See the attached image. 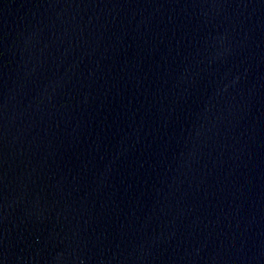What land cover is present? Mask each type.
I'll return each instance as SVG.
<instances>
[{
  "label": "water",
  "instance_id": "95a60500",
  "mask_svg": "<svg viewBox=\"0 0 264 264\" xmlns=\"http://www.w3.org/2000/svg\"><path fill=\"white\" fill-rule=\"evenodd\" d=\"M0 264H264V0H0Z\"/></svg>",
  "mask_w": 264,
  "mask_h": 264
}]
</instances>
